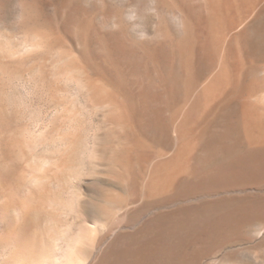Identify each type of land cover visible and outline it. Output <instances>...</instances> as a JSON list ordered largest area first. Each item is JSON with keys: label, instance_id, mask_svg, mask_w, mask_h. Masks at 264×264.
Wrapping results in <instances>:
<instances>
[{"label": "rangeland", "instance_id": "1", "mask_svg": "<svg viewBox=\"0 0 264 264\" xmlns=\"http://www.w3.org/2000/svg\"><path fill=\"white\" fill-rule=\"evenodd\" d=\"M207 4L0 0V264H264V0L217 37Z\"/></svg>", "mask_w": 264, "mask_h": 264}, {"label": "bare ground", "instance_id": "2", "mask_svg": "<svg viewBox=\"0 0 264 264\" xmlns=\"http://www.w3.org/2000/svg\"><path fill=\"white\" fill-rule=\"evenodd\" d=\"M257 1V0H256ZM254 0H207L208 2V10H209V20L207 21L208 23V26L206 27L204 25V29H207V31L217 37V35L223 33L225 30H226V24L228 23L229 21V18L231 15H238V14H241L243 12H245L246 10H248L250 7L254 6V2H256ZM201 20V18H200ZM232 20V19H231ZM195 22V21H194ZM203 22V20H202ZM198 25V24H197ZM196 26V25H195ZM201 27V26H200ZM191 28V27H190ZM183 29V28H182ZM197 29V28H196ZM199 29V28H198ZM230 29V28H229ZM226 32V31H225ZM191 33V32H190ZM202 33V31H201ZM213 33V34H212ZM195 34V33H194ZM193 34V35H194ZM198 35V33H197ZM183 36V35H182ZM188 37V36H186ZM216 39V38H215ZM196 41V40H195ZM198 41V40H197ZM193 42V41H192ZM190 42V43H192ZM189 43V42H187ZM213 43V42H212ZM196 44V42H195ZM204 44V43H203ZM210 44V43H209ZM181 45V44H180ZM190 45V44H189ZM207 45V44H206ZM182 46V45H181ZM195 47V46H194ZM183 48V47H182ZM192 47L188 46L187 44V50L189 51V49H191ZM180 50V49H179ZM183 52V51H182ZM182 52H180L182 54ZM190 52H193V51H190ZM185 53V51H184ZM186 54V53H185ZM192 54V53H191ZM186 56V55H184ZM189 56V55H188ZM154 57V56H153ZM156 57V56H155ZM179 57V56H178ZM195 57V56H194ZM193 58V56H192ZM189 59V58H188ZM186 60V59H185ZM185 65V64H184ZM190 65V64H189ZM192 65V63H191ZM188 66V65H187ZM194 66V65H192ZM185 67V66H184ZM190 68V67H189ZM192 68V67H191ZM185 69V68H184ZM182 69V70H184ZM187 69V68H186ZM187 71V70H186ZM190 73V72H189ZM222 75V74H221ZM221 75H218L215 80H212L213 83H211L207 88H206V91L204 94H210L211 95H214V94H217L221 91L222 87H223V84L225 83V78ZM187 80V79H186ZM240 81V80H239ZM209 82V81H208ZM235 83V82H234ZM228 88V87H227ZM222 93V92H221ZM241 94V93H240ZM188 95V94H187ZM191 95V94H190ZM189 95V97H190ZM210 96H207V97H210ZM188 97V96H187ZM186 97V98H187ZM149 98V97H148ZM217 98V97H216ZM153 99V98H152ZM172 99V98H171ZM189 100V99H187ZM192 100V99H191ZM194 100V99H193ZM196 100V99H195ZM200 100V99H199ZM198 100V101H199ZM212 101V100H211ZM173 102H175L173 100ZM186 102V101H185ZM190 102V101H189ZM192 102V101H191ZM197 102V101H196ZM169 103V102H168ZM202 103V102H201ZM214 103V102H213ZM171 106V105H170ZM175 106V105H174ZM218 106V105H217ZM190 107V106H189ZM191 109V108H190ZM193 109V108H192ZM211 110V109H210ZM192 111V110H191ZM201 111V110H199ZM203 111V110H202ZM209 111V110H208ZM202 113V112H201ZM161 117V116H160ZM185 117V116H184ZM197 117V116H196ZM204 118V117H203ZM180 119V118H179ZM190 118L188 117V120ZM198 119V118H197ZM183 120V119H182ZM158 121V120H157ZM186 121V120H184ZM180 122V121H179ZM183 123V122H182ZM186 123V122H185ZM197 123V122H196ZM170 125V124H169ZM191 125V124H190ZM166 126V125H165ZM183 126L185 128V125L184 124H181V125H177L176 127H174L173 129V133H175V137H171V139L169 140V143L171 142L172 146L174 147V156H172L171 158L172 159H167L169 161L166 160V162L168 164H164L161 162V165L158 164L156 167H155V172H154V175H152L150 181L148 182L147 186H146V189L145 190H148V191H151L153 192L152 194H154V192H161V191H166V190H169L170 188H172L173 184H174V181L176 180V176L177 174L181 171L182 169V161H180V158L183 156L184 152H185V149H186V144H184L183 142ZM163 127V126H161ZM169 127V126H168ZM187 127V126H186ZM196 127V125H195ZM165 128V127H164ZM189 126L186 129H188ZM188 131V130H186ZM184 133H187L184 131ZM189 133V132H188ZM168 134L170 136H172V127H169V131H168ZM190 134V133H189ZM186 136V135H185ZM189 136V135H188ZM187 137V136H186ZM197 141V140H196ZM167 142V141H165ZM168 143V142H167ZM170 144V146H171ZM189 145V143H187ZM190 148V146H189ZM172 149V148H171ZM213 153V152H212ZM217 153V152H216ZM172 154V153H171ZM186 154V153H185ZM184 154V155H185ZM215 155V154H214ZM247 156V155H246ZM243 157V156H242ZM254 159V158H253ZM260 159V158H259ZM184 160V159H182ZM235 160V159H234ZM240 160V159H239ZM205 161V160H204ZM233 161V160H231ZM146 162V161H145ZM186 162V160L184 161ZM190 162V161H189ZM245 162V161H244ZM247 163V162H246ZM244 163V164H246ZM209 164V163H208ZM215 164V163H213ZM235 164V163H234ZM238 164V163H237ZM242 164V163H241ZM250 164V163H249ZM183 165H186V163ZM216 165V164H215ZM154 166V164H153ZM204 166V165H203ZM210 166V165H209ZM217 166V165H216ZM239 166V165H238ZM248 166V165H247ZM247 166L245 165V167L247 168ZM240 167V166H239ZM244 167V165L242 166ZM244 167V168H245ZM154 168V167H153ZM185 168V167H184ZM212 168V167H211ZM237 168V167H236ZM187 168H185L184 170H186ZM189 169V168H188ZM261 169V168H260ZM206 170V169H205ZM214 170V169H213ZM219 170V169H218ZM243 170V169H242ZM259 170V169H258ZM262 170V169H261ZM194 172V171H193ZM198 172V171H197ZM208 173V171H205ZM213 172V171H212ZM239 172V171H238ZM248 172V171H247ZM253 172V171H252ZM219 173V172H218ZM242 173V172H241ZM260 173V172H259ZM182 174V173H181ZM194 174V173H193ZM199 174V173H197ZM226 174V173H225ZM234 174V173H233ZM203 175V174H202ZM244 175V174H243ZM235 176V175H234ZM194 177V176H193ZM198 178V177H197ZM219 179V178H217ZM225 179V178H224ZM226 180V179H225ZM224 180V181H225ZM222 182V181H221ZM202 183V182H201ZM174 187V186H173ZM144 190V191H145ZM82 208V207H81ZM87 208V207H86ZM250 213V212H249ZM163 217V216H162ZM108 218V217H107ZM98 219V218H96ZM107 221V220H105ZM98 222H99V219H98ZM101 222H103L101 220ZM102 225V224H101ZM100 226V225H99ZM108 227V225L106 226V228ZM230 227V226H229ZM110 228V227H109ZM102 229H105L104 227ZM96 229H93L90 230L89 233H92L93 234L95 233ZM92 231V232H91ZM222 232V231H221ZM264 232V231H263ZM92 234V235H93ZM91 234L87 235V236H92ZM147 235V234H146ZM150 237V236H149ZM154 239V238H153ZM91 240V239H90ZM143 239L141 238V241ZM151 240V239H150ZM156 240V239H154ZM180 240V239H179ZM181 241V240H180ZM196 241V240H195ZM102 242V241H101ZM142 243V242H141ZM148 243V242H147ZM95 246V245H94ZM101 246V245H100ZM142 246V245H141ZM152 246V245H151ZM160 246V245H159ZM92 247V246H91ZM97 247V246H95ZM99 247V245H98ZM143 247V246H142ZM144 248V247H143ZM178 248H179V244H178ZM95 250V249H94ZM107 250V249H106ZM100 251V250H99ZM105 251V250H104ZM143 251V250H142ZM139 253V254H136L134 255L131 259V261L134 262V264H145V263H148L149 260H145L146 259V255H144V253ZM88 252V251H87ZM189 252V251H188ZM102 253V252H101ZM151 253V252H150ZM153 253V252H152ZM163 253V252H162ZM103 254V253H102ZM188 254V253H187ZM99 256V254H97ZM96 255V256H97ZM183 255V254H182ZM95 256V258H97ZM101 256V254H100ZM146 256V257H144ZM159 256V255H157ZM128 256L126 255V253L122 252V251H117V250H111V247L106 251L104 252V255H102V259L100 260V262L98 264H113V263H117L119 261H124ZM152 257V256H151ZM100 258V257H98ZM150 258V257H149ZM129 259V258H128ZM155 259V258H153ZM161 260V259H160ZM99 261V259H98ZM146 261V262H145ZM161 262V261H159ZM168 263V260L166 261ZM132 263V262H131ZM162 263V262H161ZM166 263V264H167ZM118 264V263H117ZM124 264V263H123ZM155 264H157V261L155 262ZM159 264V263H158ZM163 264V263H162ZM165 264V263H164Z\"/></svg>", "mask_w": 264, "mask_h": 264}]
</instances>
